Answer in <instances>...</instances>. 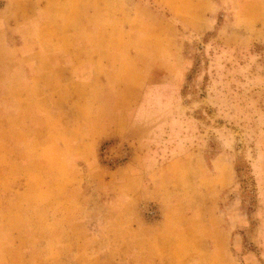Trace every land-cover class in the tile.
Listing matches in <instances>:
<instances>
[{"label":"rangeland","instance_id":"1","mask_svg":"<svg viewBox=\"0 0 264 264\" xmlns=\"http://www.w3.org/2000/svg\"><path fill=\"white\" fill-rule=\"evenodd\" d=\"M0 1L3 6L5 0ZM54 1L29 0L25 5L17 2L11 14L0 16V20L8 22L4 30L12 29L8 35L12 40L8 41L10 45L23 38L45 37L46 41L60 39L64 47L71 34L83 41L95 34L107 39L121 35L117 29L92 31V34L85 28L39 30L33 22L38 18L37 11ZM135 1L142 5V10L148 8L153 25L168 34L169 41H157L162 47L156 53L173 54L174 57L171 62L151 65L152 70L149 64L145 65L148 69L145 71L150 70L151 75L143 79L137 104H133L136 107L127 117L135 126L127 137L104 141L99 156L115 168L130 161L145 166L152 155L153 171L148 176L153 175V183L165 163L181 157V164H177L168 178V186L172 196H181V212L190 218L185 226L198 231L197 237H194L197 233L183 234L184 247L190 253L188 264H264V0H122L121 4L124 2L127 8H132L134 3L137 5ZM22 6L28 11L24 12ZM111 13L106 17L110 22L114 19ZM78 19L84 24L81 16ZM86 20L93 18L89 16ZM22 21L26 22L20 24ZM99 21H102L101 15ZM160 30L157 31L161 35ZM171 38L174 41H170ZM3 42L0 41V52ZM107 42L124 43L121 46L124 52L119 49L122 55L139 52L137 47L131 46L134 41ZM49 45L53 53L54 46ZM67 45L65 48L69 49ZM84 54L83 50L78 53L79 57H85ZM0 56L7 58L8 55L2 50ZM69 57L70 52L66 53V59ZM135 62L126 63L127 73L133 72L135 65L137 69L141 67L142 63ZM56 63H46V71H53ZM123 64L105 62L104 68L110 71L106 78L108 84L115 85L123 80L118 75ZM11 65V61L0 60L1 241L13 231L36 232L46 228L51 232L54 218L49 208L53 207L58 191L62 194L60 198H67L68 194L62 188L65 184L57 183L53 172H37V164H25L21 155L26 149L34 160L39 147L52 141L48 125L52 115L51 101L59 95L46 94L45 105L40 107L45 113L41 114L45 120L41 127L22 124V117L14 124L12 120L10 124L4 122L7 113L21 116L26 108L35 109L36 116L30 111L26 116L32 122L37 121V101L32 95L7 93L4 74L9 71L15 74V88L24 85L23 75L17 72L25 64ZM46 82L52 85L55 81L47 78ZM69 86L63 88L66 93H61L59 104L80 102L84 97L79 93L80 87ZM112 97L118 94L113 93ZM39 133L45 145L42 141L39 143ZM84 175L80 172L78 180L84 179ZM93 187L92 180L83 181L79 198H85V191ZM109 191L104 190L101 195ZM42 202L51 203L45 206ZM153 204L158 207L157 219L146 213L147 206ZM163 206L164 202L158 198L153 202L144 201L140 205L141 215L151 224L158 223L165 215ZM57 208L63 212L64 219L69 213H80L79 208L69 203ZM5 215L8 217L4 218ZM67 224L69 226V223L57 222L56 226L61 225L60 229L65 231ZM73 230L74 233L82 231L83 226ZM36 241L33 238L24 242V247L8 246L0 256L8 252L14 264H73L75 259L85 260V254L65 253L55 262L53 253L37 252ZM2 248L5 245L0 246Z\"/></svg>","mask_w":264,"mask_h":264},{"label":"crops","instance_id":"2","mask_svg":"<svg viewBox=\"0 0 264 264\" xmlns=\"http://www.w3.org/2000/svg\"><path fill=\"white\" fill-rule=\"evenodd\" d=\"M28 1L5 0L3 6L0 5V16L11 14L15 3L20 2L25 5ZM121 1L55 0L54 3L48 2L39 9L38 18L33 22L42 31L85 28L92 34V31L117 29L122 35L107 39L95 34L83 41L71 34L64 43V47L60 39L46 41L45 37L37 38V40L23 38V41L12 42L10 45L8 41L12 40L8 38V35L12 29L6 28L5 31L3 27L8 24L7 19L0 20V41H5L0 55L2 50L5 51L6 56L8 55L7 58L0 56V60L11 61V66L19 62L25 64L21 71L17 72L23 75L24 85L20 88H15L13 84L14 73L9 71L4 74L7 93L32 95V99L37 101L36 122L30 121L31 118L26 116L28 111L36 116L33 112L35 109L30 110V108H26L21 116L7 113L4 122L10 124L12 120L11 124H14L22 117V124H37L41 127L42 123L45 124V120H42L41 114L44 111H41L40 107L45 105L46 94L50 97L51 94L59 95L53 97L51 101L52 115L48 125L52 141L46 146L44 139H40L42 136L39 133L38 141L39 143L42 141L45 146L39 147L37 157L31 160L26 149L21 155L25 159V164H37V172H53L56 182L64 183L65 187L62 188L68 192L67 198H60L62 194H58L60 192L58 191L53 207L49 208L53 210L54 218L51 232L45 228L43 231L38 229L36 232L28 229L15 232L16 234L14 231L8 233L5 240H0V246L5 245V248L0 249V255L6 252L8 246L24 247V242L27 243L36 238L37 252L42 253L46 250L53 253L57 256V258L54 257L55 262L65 253H82L86 255L85 260L75 259V262L72 261L73 264H188L187 257L190 258V253L189 249L184 247L183 234L197 233L194 236L197 237L198 231L191 229L188 225L185 226L189 217L181 212L182 203L179 202L181 196L175 194L172 196L168 186V178L177 164H181V157L165 163L159 170L157 180L153 183V175L148 176L153 171L152 155L148 157L149 164L145 166L144 163L142 165L139 162L130 161L115 168L106 164L99 156L104 141L127 137L129 131L135 126L129 123L128 112L136 107L133 104H137V94L140 93L143 79L151 75L150 70L153 64L171 62L174 57L173 54L156 53V50L162 47L157 41H169L168 34L163 28L153 25V16H150L148 8L142 10V5L137 1H135L137 5L134 3L132 8H127L124 2L121 4ZM22 8L24 12L27 10L26 6ZM111 11L115 19L112 22L106 18ZM100 15L102 21H99ZM80 16L85 21V27L78 19ZM89 16L93 20L87 21L86 17L89 18ZM25 22L22 21L20 24ZM159 29H161V35L157 31ZM41 35L43 36V33ZM107 41H128V43L134 41L130 42L131 46L137 47L141 53L119 54L120 50L124 52V49H121L124 43L116 45ZM170 41L174 39L171 38ZM49 44L54 46L53 53H50ZM66 45L69 49L65 48ZM82 50L85 51V57L78 55ZM12 52L15 53L14 56L9 55ZM68 52L70 57L66 59ZM131 60L142 64L141 67L138 66L139 69L135 65L137 70L127 73L126 63ZM51 61L58 62L59 65L56 63L53 71H46V63ZM108 61L124 63L118 74L123 80L115 82V85L108 84L106 80L110 71L106 70L104 65ZM147 64L149 67L152 65L149 72L145 71L148 70L147 67L145 69ZM47 78L55 82L47 85ZM65 83L67 86L80 87L79 93L84 95L80 102L59 104L62 98L61 93H66V89L63 91L64 87L67 88L63 85ZM52 89L53 92H51ZM113 93L118 94V97L111 98ZM130 94H132L131 97H129ZM79 111H81L80 114L77 113ZM80 172L85 173L81 181L78 180ZM89 179L93 181L94 187L85 191L83 196L85 198L81 199L78 196L79 190L83 187V181ZM104 190H110V193L106 195L104 192V195H101ZM156 198L164 202L165 215L160 222L151 224L142 217L140 205L144 201L153 202ZM50 203L42 202V205L47 206ZM67 203L76 209L79 208L80 213H69L64 219L62 217L64 215L61 214L63 212L57 207ZM7 217L8 215H5L4 218ZM57 222L63 225L69 223V226L67 224L65 231H62L61 225L56 226ZM80 225L83 226V230L79 231L81 233L78 231L74 233L73 228ZM18 240L21 242H17ZM48 247L50 248L47 249ZM0 264H14V259L7 252L4 256H0Z\"/></svg>","mask_w":264,"mask_h":264},{"label":"built area","instance_id":"3","mask_svg":"<svg viewBox=\"0 0 264 264\" xmlns=\"http://www.w3.org/2000/svg\"><path fill=\"white\" fill-rule=\"evenodd\" d=\"M146 213L153 219L159 217L158 207L155 204L147 206Z\"/></svg>","mask_w":264,"mask_h":264}]
</instances>
